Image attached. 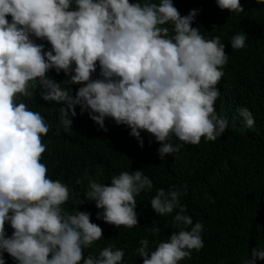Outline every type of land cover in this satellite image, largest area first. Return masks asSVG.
Returning a JSON list of instances; mask_svg holds the SVG:
<instances>
[{
  "label": "clouds",
  "instance_id": "clouds-1",
  "mask_svg": "<svg viewBox=\"0 0 264 264\" xmlns=\"http://www.w3.org/2000/svg\"><path fill=\"white\" fill-rule=\"evenodd\" d=\"M216 2L221 10L244 12L240 0ZM197 15L193 9L181 16L173 0H0V264H5L4 252L18 264H121L125 256L113 246L98 256H84L103 229L89 212L75 208L69 213L61 207L71 189L49 178L40 162L46 150L41 137L50 126L39 112L18 102L20 96H33L30 88H36L37 80L41 99L61 105L60 121L66 128L79 106L105 132L106 117L128 126L141 148V131L146 130L160 143L161 160L183 144L198 145L201 137L214 142L225 133L228 121L219 117L214 103L228 56L219 36L206 40L192 26ZM167 24L172 25L171 35ZM32 37L46 39L51 49L45 51ZM246 40L242 31L232 37L231 47L243 49ZM97 62L100 78L93 79ZM52 69L70 78L57 82L47 75ZM65 84L82 86L73 94ZM237 112L247 128L254 126L247 107ZM173 137L183 143H173ZM152 187L142 169L122 171L110 184L89 179L85 196L103 210L98 219L131 229L139 224L135 197ZM187 187L183 185L184 194ZM180 196L178 188H159L151 199L160 216L179 209L173 218L179 230L151 252L148 239H141L136 252L143 264H178L204 247L203 225L184 214ZM6 222L14 230L10 237ZM256 259L264 260V247L253 248L243 264Z\"/></svg>",
  "mask_w": 264,
  "mask_h": 264
},
{
  "label": "trees",
  "instance_id": "trees-1",
  "mask_svg": "<svg viewBox=\"0 0 264 264\" xmlns=\"http://www.w3.org/2000/svg\"><path fill=\"white\" fill-rule=\"evenodd\" d=\"M130 2L159 4L160 0ZM240 3L244 12L236 13L221 10L216 0H173L181 16L198 10L192 26L198 27L206 40L219 36L225 44L228 60L216 86L220 96L214 107L220 118L227 119L228 128L214 142L201 137L200 144H183L179 152L166 154L161 160L160 143L146 130L141 131L144 143L141 148L139 141L129 135L128 126L117 125L112 118L106 117L108 130L105 132L87 112L81 114L79 106L77 115L69 117L71 127L66 128L60 121L61 105L41 99L38 80L36 88H30L32 97H19L18 102L39 112L50 126L49 133L41 137L46 150L40 162L47 166L49 178L71 189L69 200L61 207L69 213L75 208L89 212L91 221L103 229L101 239L83 250L85 257L89 253L98 256L103 248L113 246V250L119 248L125 252L121 264H143V258L136 252L141 239H148L151 252L160 242L167 241L172 232L179 230L173 227L178 208L160 216L150 205L157 189L168 191L173 187L181 191L180 203L186 206L184 214L192 217L193 224L200 222L204 228L201 234L204 247L192 250L191 257L178 264H243L245 259L251 258L253 248L264 247V3H257V0H240ZM6 18L11 22L10 15ZM164 27L173 34L171 24ZM242 31L247 34L246 47L233 49L232 37ZM32 38L37 44H44L45 51L51 49L46 39ZM99 72L97 62L92 78H100ZM47 75L57 82L70 78L63 70L57 74L52 69ZM64 86L70 87L75 94L82 85ZM242 107L253 114L255 124L252 128H247L238 115L237 109ZM172 142L183 143L175 137ZM141 169L152 180L153 187L135 197L139 224L128 229L98 219L97 212L103 210L97 209L95 202L85 196L89 191V179L110 184L111 178L122 171ZM185 184L188 186L186 194ZM78 200L83 203L78 205ZM153 227L160 231L153 233ZM5 230L9 237L14 231L7 222ZM4 259L5 264H18L7 252H4ZM255 264H264V260L256 259Z\"/></svg>",
  "mask_w": 264,
  "mask_h": 264
}]
</instances>
